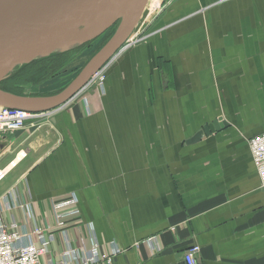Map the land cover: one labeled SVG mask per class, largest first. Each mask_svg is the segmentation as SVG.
Listing matches in <instances>:
<instances>
[{"label": "crops", "instance_id": "crops-1", "mask_svg": "<svg viewBox=\"0 0 264 264\" xmlns=\"http://www.w3.org/2000/svg\"><path fill=\"white\" fill-rule=\"evenodd\" d=\"M163 1L101 91L4 136L0 197L15 188L41 222L48 201L74 197L70 236L86 249L93 236L102 257L117 243L112 264H184L191 246L196 264H264V193L248 146L264 132V0Z\"/></svg>", "mask_w": 264, "mask_h": 264}, {"label": "water", "instance_id": "water-1", "mask_svg": "<svg viewBox=\"0 0 264 264\" xmlns=\"http://www.w3.org/2000/svg\"><path fill=\"white\" fill-rule=\"evenodd\" d=\"M147 1L0 0V83L33 61L72 52L113 29L64 89L40 96L0 88V107L40 114L66 104L121 49L139 24ZM218 122L221 120L207 125L203 132L219 131Z\"/></svg>", "mask_w": 264, "mask_h": 264}, {"label": "built area", "instance_id": "built-area-1", "mask_svg": "<svg viewBox=\"0 0 264 264\" xmlns=\"http://www.w3.org/2000/svg\"><path fill=\"white\" fill-rule=\"evenodd\" d=\"M163 8L162 0H148L144 20L152 22ZM145 39L132 35L118 54L90 77L84 89L95 87L101 91L112 62L124 51ZM40 118V115L0 107V139L4 134L22 130L29 120ZM248 146L259 176L260 188L264 193V132L251 138ZM2 178L3 174H0V181ZM47 207L46 219L41 218V222L33 211L31 200L20 202L15 189H10L0 198L1 211H17L19 217L15 218L13 212L11 218L4 220L1 217L3 212L0 214V264H45L44 258L56 243L60 244L58 260L51 262L48 259L47 264H112L114 257L123 252L116 243H111L108 257H102L99 244L93 236L89 239L88 249L81 241H78L79 244L70 236L69 228L79 223L80 216L74 197L48 201ZM199 251L197 246L188 248L183 256L184 263L196 264Z\"/></svg>", "mask_w": 264, "mask_h": 264}, {"label": "trees", "instance_id": "trees-1", "mask_svg": "<svg viewBox=\"0 0 264 264\" xmlns=\"http://www.w3.org/2000/svg\"><path fill=\"white\" fill-rule=\"evenodd\" d=\"M112 32H113V29L108 30L105 34H103L100 37V39L105 42L106 40L109 39ZM88 45L89 44H87V45H85L79 49H76L72 52L77 51L76 53H78L82 49L84 51V48H86ZM83 51H81L78 54V56ZM72 52L63 53V54H54V55H51L47 58H43V59L33 61L29 65L23 66L20 69H18L15 72V74H13V76H11L9 79L1 82L0 88L5 90V91L16 93L9 88H4L1 86L5 85L6 83L9 82L10 87H13L15 89H20V88H23L25 85L31 84L33 86H37V85L43 84L45 82H48V81L54 79L56 77V74L59 71L64 70L63 68L66 67L70 63L71 59L69 58V55ZM22 93H23V90H22Z\"/></svg>", "mask_w": 264, "mask_h": 264}, {"label": "rangeland", "instance_id": "rangeland-1", "mask_svg": "<svg viewBox=\"0 0 264 264\" xmlns=\"http://www.w3.org/2000/svg\"><path fill=\"white\" fill-rule=\"evenodd\" d=\"M137 35H140V34L137 33ZM100 40L101 39H98L95 42L89 44L86 48H84V50H86V52H84V53H86V55L83 57L78 56V54L81 51H83V49L80 50L78 53H76L77 51L72 52L69 55V58L71 59L70 63L66 67L63 68L64 70L59 71L56 74V77L54 79H52L48 82H45V83L37 85V86H33V85L29 84V85H25L23 88H20V89H15L13 87H10L9 82H8L1 87L9 88L18 94H22V90H23V93H26L28 95H38V94L51 95V94L59 91L63 87H65L76 76V74L83 67V64L86 62V60L94 53V51L96 52L97 49L103 45L104 41L101 42ZM93 49H94V51H93ZM89 51H91V53ZM82 55H84V54H82ZM15 72L13 74H15ZM9 178L10 177H7L0 184V192L5 188L6 184L8 183Z\"/></svg>", "mask_w": 264, "mask_h": 264}, {"label": "flooded vegetation", "instance_id": "flooded-vegetation-1", "mask_svg": "<svg viewBox=\"0 0 264 264\" xmlns=\"http://www.w3.org/2000/svg\"><path fill=\"white\" fill-rule=\"evenodd\" d=\"M38 95L43 96L42 94H38Z\"/></svg>", "mask_w": 264, "mask_h": 264}, {"label": "bare ground", "instance_id": "bare-ground-1", "mask_svg": "<svg viewBox=\"0 0 264 264\" xmlns=\"http://www.w3.org/2000/svg\"><path fill=\"white\" fill-rule=\"evenodd\" d=\"M23 154L21 153V156H22ZM21 156H20V158H21Z\"/></svg>", "mask_w": 264, "mask_h": 264}]
</instances>
